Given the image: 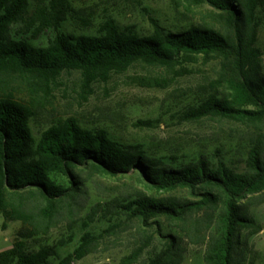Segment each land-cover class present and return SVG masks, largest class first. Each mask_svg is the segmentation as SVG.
I'll return each mask as SVG.
<instances>
[{"label": "trees", "instance_id": "obj_1", "mask_svg": "<svg viewBox=\"0 0 264 264\" xmlns=\"http://www.w3.org/2000/svg\"><path fill=\"white\" fill-rule=\"evenodd\" d=\"M180 2L208 5L217 12L220 27L190 24L173 31L151 19L153 30L140 34L108 18L95 34H73L61 30L72 10L68 0H35L33 8L30 0H0V215L3 227L20 222L12 246L0 251V264H49L58 256L56 245L32 247L29 240L46 235L63 211L86 206L89 196L78 172L81 167L112 176L136 173L154 190L184 187L197 197L156 198L138 191L95 203L88 216L101 212L111 222L108 230L129 220L142 229L138 245L121 264H182L184 237L192 227L194 243L204 245L205 264L248 263L250 239L262 229L251 208L254 196L264 190V132L252 134L245 169L238 170L216 155L186 160L154 156L140 144L121 143L105 129L85 128L75 118L55 119L38 138L31 131V118L64 74H77L75 92L87 98L95 82H105L135 62L170 66L181 53L217 54L232 89L230 98L208 94L189 106L183 112L186 120L264 118L263 59L256 45L257 30L264 27V0ZM23 24L31 25L36 35L47 29L54 35L47 45L35 46L14 30ZM189 72L177 70L178 75ZM198 211L201 218L192 219ZM160 217L177 222L176 232L163 233L155 219ZM145 227L162 240L152 244ZM97 244L94 234L84 232L59 264L83 258Z\"/></svg>", "mask_w": 264, "mask_h": 264}, {"label": "rangeland", "instance_id": "obj_2", "mask_svg": "<svg viewBox=\"0 0 264 264\" xmlns=\"http://www.w3.org/2000/svg\"><path fill=\"white\" fill-rule=\"evenodd\" d=\"M68 1L72 10L61 26L66 33L95 34L100 24L108 18H113L122 28L131 26L140 34L153 30L151 19L173 31L190 24L220 27L217 12L206 4L189 6L179 3V0ZM30 3L33 8L35 0H30ZM14 28L35 46L47 45L48 39L54 35L52 29L36 35L29 24ZM257 31L256 45L262 51L264 72V27L260 26ZM183 67L190 72L178 75L177 70ZM76 82L77 74H64L61 84L44 101L43 108L38 107L39 110L30 120L34 137L38 138L55 119L75 118L85 128L105 129L121 143L140 144L154 156L186 160L197 154H209L213 158L216 155L232 167L243 170L252 134L264 132V118L251 120L205 116L191 121L183 116L189 106L208 94L231 97L232 89L223 77L221 58L215 53H181L175 64L170 66L135 62L126 71L113 73L107 81L95 82L93 92L87 98L75 92ZM78 172L89 196L86 206L78 211H63L46 235L29 240L32 247L43 243L58 247V256L50 258L49 264H59L87 231L98 238L96 250L81 259H74L70 264H121V258L138 245L142 229H139L137 222L125 221L111 231L108 230L111 222L107 217H102L101 212H97L93 218L88 216L97 202L104 203L115 197L123 199L138 191L156 198H197L184 187L169 191L149 188L136 173L112 176L89 167H81ZM254 197L251 212L262 229L250 239L252 253L246 264H264V190ZM200 218L201 211H198L192 219ZM155 219L162 224L163 233L176 232L177 222L162 217ZM2 223L0 215V251L12 246L15 232L20 226L19 221H10L5 227ZM143 229L152 237V244L162 240L153 228ZM194 232L192 227L184 237L186 252L182 264H205L204 245L194 243Z\"/></svg>", "mask_w": 264, "mask_h": 264}]
</instances>
